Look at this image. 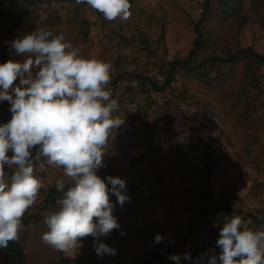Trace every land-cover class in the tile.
Instances as JSON below:
<instances>
[{
    "label": "rangeland",
    "instance_id": "rangeland-1",
    "mask_svg": "<svg viewBox=\"0 0 264 264\" xmlns=\"http://www.w3.org/2000/svg\"><path fill=\"white\" fill-rule=\"evenodd\" d=\"M205 2L130 0L131 16L122 22L108 21L76 0L38 6L0 0V63L22 60L9 42L45 27L63 34L84 57L109 63L111 78L134 74L114 113L124 123L97 171L102 178L109 164L113 177L126 180L129 200L121 206L115 195L110 197L120 228L101 238L116 254L98 256L91 236L68 253L42 241L45 216L62 198L53 202L48 188L61 178L69 183L62 169L46 166L36 170L42 187L15 240L26 253L25 264H66L63 259L68 264H142L154 255L151 264H175L169 257L180 254L189 232L193 238L189 227L196 234L198 225H205L201 217L225 205L264 213V63L250 55L216 60L247 47L264 55V0H238L234 10L214 0L212 14L200 26V49L187 67L171 70L172 61L186 59L195 47V25ZM41 13L47 19L41 20ZM173 73L182 78L185 110L144 80L135 81L140 75L168 79ZM9 109L7 101H0V126L11 119ZM208 150L218 164L210 188L201 176ZM157 234L163 237L160 244ZM0 264H12L5 248H0Z\"/></svg>",
    "mask_w": 264,
    "mask_h": 264
},
{
    "label": "clouds",
    "instance_id": "clouds-1",
    "mask_svg": "<svg viewBox=\"0 0 264 264\" xmlns=\"http://www.w3.org/2000/svg\"><path fill=\"white\" fill-rule=\"evenodd\" d=\"M76 3L86 4L108 21L125 22L131 16L130 0ZM40 19L47 16L41 13ZM9 45L23 59L0 63V101L10 104L12 114L0 126V248L18 238L22 218L42 187L36 170L49 166L62 169L69 186L65 190V180L56 181L62 198L56 202L57 210L45 216L42 241L68 253L91 236L98 256L115 255L116 249L101 238L120 228L110 195L123 206L129 200L126 180L109 175L106 183L97 175L124 123L114 115L119 104L108 89L111 65L84 57L63 34L45 27ZM5 166L12 170L10 175ZM250 224L238 215L225 216L216 241L219 255L204 253L195 264H204V256L207 264H264V227L254 229ZM162 240V235L155 236V243ZM183 258L191 256L186 253ZM169 259L180 264L181 257L173 254Z\"/></svg>",
    "mask_w": 264,
    "mask_h": 264
},
{
    "label": "trees",
    "instance_id": "trees-1",
    "mask_svg": "<svg viewBox=\"0 0 264 264\" xmlns=\"http://www.w3.org/2000/svg\"><path fill=\"white\" fill-rule=\"evenodd\" d=\"M2 2H9L11 4H17L19 2H25V3H30L34 6H38L41 4H44L45 2L49 1V0H1ZM53 1H62V0H53ZM214 0H206L205 5H204V9L202 11L201 17L199 19V21L196 23L195 25V30L198 33V40L196 41L195 47L193 48V50L190 52L189 56L186 59H175L174 61L171 62V70L175 69L178 65H182L184 67H187V65L191 62V60L194 58V56L196 55V53L198 52V50L200 49L201 46V38L200 36L202 35V31L200 30V26L202 25V23L204 22V20L210 16L212 14V7H211V3ZM220 5L223 6L224 9L226 10H234L237 7V3L238 0H219ZM144 43L146 46H148L147 41H145L144 39ZM243 55H250L258 60H260L261 62L264 63V55L256 52L252 47H247L244 49L239 50L238 52L223 58H217L216 60H223V61H231L233 59H236L238 57H241ZM175 74V73H173ZM172 74V75H173ZM134 74L132 73H127L123 76H116L111 78V83L113 79H123L126 76L128 77V79L131 78V76H133ZM171 75V76H172ZM168 77V81L171 78ZM140 79L135 78V81L138 83V85H140L139 82H141V80L145 81V85L150 84V86L153 88V90L155 91H160L163 88L166 87L167 84H165L164 86H160L157 82L156 79H150L148 77H144L143 75H140L139 77ZM127 79V78H126ZM110 83V84H111ZM206 164L204 166V168L201 170V176L202 179L204 181V184L206 185L207 188H210L211 186V181H212V176L214 171L218 168V164L216 161V157L215 154L212 150H208L206 151ZM107 169H106V174L102 177V179H105L106 183V177L111 175L113 176V170L111 165L107 164L106 165ZM10 169H8L7 166H5V172L6 174L10 175L11 174ZM69 186V183L65 184V190L67 189V187ZM110 186V185H109ZM48 195L50 197V199L55 202L56 198L59 196H62L61 192H58L55 185L51 186L48 188ZM114 194H111V196H113ZM255 213L264 215V213L260 212V211H250V212H245V211H241V210H235L232 207H230L229 205H225L222 208L217 209L216 211H214L213 213L206 215L205 217H201L199 220H201V222L205 223V226H218L220 229L223 227V223H224V217L225 216H232V215H238L240 217H242L244 220L250 221L251 224L250 226L253 227L254 229H260L261 227H264V223L263 221H259L258 219H256V217L254 216ZM192 229V235L193 238L191 239L190 236V232L186 235L184 242H183V247L180 251L179 256L181 257L180 260V264H182L183 261V257L184 254L186 253H190L194 252L195 250H198L199 248L203 247L202 245H197L195 243V230L192 227H189V231H191ZM7 251V254L10 257V260L12 261V264H25L26 263V253L23 249V247L21 246V244L17 241H10L9 245L7 248H5ZM219 248L217 247V251H216V255L218 256V250ZM155 255L152 257L147 258L142 264H151V262L154 260ZM70 262L69 259H63V263L68 264Z\"/></svg>",
    "mask_w": 264,
    "mask_h": 264
},
{
    "label": "built area",
    "instance_id": "built-area-1",
    "mask_svg": "<svg viewBox=\"0 0 264 264\" xmlns=\"http://www.w3.org/2000/svg\"><path fill=\"white\" fill-rule=\"evenodd\" d=\"M130 81L129 79H113L112 83L108 85V89H110L112 97L117 99V101H121L124 96L126 95L125 88L126 82ZM156 80L160 86L166 87L160 90V92L164 95L166 101L170 104L178 105L181 109L185 110L187 105L185 98L183 96V85H182V78L179 74L175 73L171 76L169 81L164 79L162 75H158ZM254 216L259 221H263L264 223V215L255 213ZM247 221V220H246ZM199 230L195 234V243L197 245H202L203 247L191 252L190 256L191 259H184L182 264H195L199 258H201L202 254L208 253L211 254L212 252L217 251L216 241L219 238L220 228L218 226H202L198 225ZM207 256H204V264H207Z\"/></svg>",
    "mask_w": 264,
    "mask_h": 264
}]
</instances>
